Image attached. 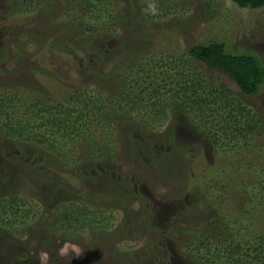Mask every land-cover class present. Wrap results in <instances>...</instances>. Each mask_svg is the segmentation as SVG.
<instances>
[{
  "label": "rangeland",
  "instance_id": "rangeland-1",
  "mask_svg": "<svg viewBox=\"0 0 264 264\" xmlns=\"http://www.w3.org/2000/svg\"><path fill=\"white\" fill-rule=\"evenodd\" d=\"M94 4L110 8V21L93 20ZM211 40L224 42L227 52L257 56L264 67V7L230 0H0V96H17L20 113L28 111L36 125L65 124L56 129L64 138L53 151L36 130L13 136L0 114V199H16L19 214L13 225H0V264H200L195 248L202 244L219 264L217 249L230 238L244 247L259 242L264 131L239 134L231 144L217 120V144L211 123L194 119L184 105L155 116L147 99L129 114L117 102L125 88L119 75L141 92L136 62L150 65L158 84L181 72L226 84L264 124V85L246 95L222 70L189 55ZM140 78L147 87L146 73ZM76 89L103 111L84 108L68 119L77 123L70 130L61 107L74 102ZM166 89L160 99L171 104ZM7 109L15 117L11 104ZM73 204L88 207V220L59 223V209Z\"/></svg>",
  "mask_w": 264,
  "mask_h": 264
},
{
  "label": "trees",
  "instance_id": "trees-1",
  "mask_svg": "<svg viewBox=\"0 0 264 264\" xmlns=\"http://www.w3.org/2000/svg\"><path fill=\"white\" fill-rule=\"evenodd\" d=\"M95 1L98 5L99 0ZM230 1L235 3L239 8L260 9L264 7V0ZM93 7H95L93 10L95 14L92 15V18L95 22L100 23L102 19L105 18L110 21L112 17L109 14L108 9L110 8H107V5L102 4L101 7L97 8L96 4H94ZM78 21L80 24L86 22L83 21L82 18L78 19ZM102 27L107 28L108 32L112 31V26ZM189 55L196 61L202 62L212 69L222 70L223 73L236 81L240 91L246 95L254 96L258 94L264 85V67L260 64L257 56L246 53L227 52L226 44L222 41L211 40L209 42H199L190 48ZM134 66L137 68L136 77L139 78L135 85L141 89V92L134 88L135 86H133L134 84L132 85V81H128L127 74L117 77L119 80H124L123 84H125L124 92L118 96L117 102L127 108V114L138 110L140 108L139 105L144 99H147V102H153L150 111H152L155 116L165 114L169 106L184 105L183 110H186L185 112L193 116L194 119H206L211 123L210 129L212 133H209L212 135L215 143L217 140V144L219 142L218 139L221 138L217 136L218 133L214 130V128H219L216 127L215 124L217 120H220L221 123L224 124L222 137H226L225 140H229L231 144L240 139L241 136L243 138L250 134L254 129H257V127L261 132L264 131V124H262L259 119L253 118V110L251 111L248 106L238 101L235 98L233 90L226 84L214 83L211 79H206V76L201 73L197 76L187 75L189 78H186L187 76L184 75L183 72L178 76L166 77V79L162 80L164 84H158V79L154 76L156 72L151 70L146 71V68L151 67L150 65H141L135 62L132 67L134 68ZM152 68H154V66H152ZM140 73H146L147 75L146 82L148 86L145 88V84L140 78ZM178 78H180V80H178ZM168 85L170 88L166 89ZM161 89H166L165 93L171 94V97H173L171 98V104H167L160 99L163 95ZM75 92L74 102H68L67 107H61V113L66 114V128L70 130L71 128H77V123L68 121V119L72 116H79L78 112L81 113L84 108L103 111V106L95 103L93 97L88 95L89 92L82 91L81 89H76ZM9 94L10 93L0 96V114L6 119V122H8V129L11 133H14L13 136L23 139L24 135L35 134L34 130H36L37 137L40 138V143H47L50 150L53 151L57 150V146L60 148L61 138L64 137L60 136L59 130L56 131V129L65 126V124L56 125L55 129V125L49 127L47 123H44V120H42L43 122L41 121L40 124L36 125V118H33L32 114L28 116L26 114L28 111L20 113L23 107L21 108V104L17 102V96H11ZM10 104L13 106V110H16L15 117L18 120L16 127L13 125L12 120L15 119V117L7 111ZM186 104L188 105L186 106ZM205 111H207L208 114L205 113ZM200 116H203V118H200ZM225 133H228V135L225 136ZM239 134L241 136H239ZM16 203V199H12L8 196L0 199V225L6 227L17 222L19 214ZM84 210L83 206H77V204L62 206L58 213L59 223L73 226L75 223L88 220L87 215L90 214V212L86 211L88 207H85ZM223 213H228V216L232 214L230 210L227 211V209ZM6 216H9L11 221L5 220ZM218 219V223L221 225V219L223 218L219 217ZM227 225L230 227L236 226L234 223L228 221ZM258 237L260 239L259 242L257 241L256 245L252 244L245 247L241 241H234V237L230 238L217 249V252L219 251V253L223 254L221 258L223 259V263L219 264H264V235L261 234ZM195 250H197L196 253L197 257L200 259V264L202 259L204 260L203 264H213V261H211L209 257L211 255V250L208 244L207 247H205L204 244L197 246Z\"/></svg>",
  "mask_w": 264,
  "mask_h": 264
},
{
  "label": "clouds",
  "instance_id": "clouds-1",
  "mask_svg": "<svg viewBox=\"0 0 264 264\" xmlns=\"http://www.w3.org/2000/svg\"><path fill=\"white\" fill-rule=\"evenodd\" d=\"M149 9H150L153 13H154L155 10H156L155 7H154V5H151V4L149 5Z\"/></svg>",
  "mask_w": 264,
  "mask_h": 264
}]
</instances>
